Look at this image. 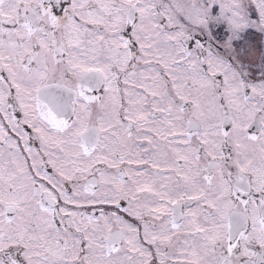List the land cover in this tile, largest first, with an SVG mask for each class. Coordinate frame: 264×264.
I'll return each mask as SVG.
<instances>
[{
    "label": "flooded vegetation",
    "instance_id": "obj_1",
    "mask_svg": "<svg viewBox=\"0 0 264 264\" xmlns=\"http://www.w3.org/2000/svg\"><path fill=\"white\" fill-rule=\"evenodd\" d=\"M138 13L0 0V195L43 238L6 264H264V104L187 101L195 65L156 55Z\"/></svg>",
    "mask_w": 264,
    "mask_h": 264
},
{
    "label": "rangeland",
    "instance_id": "obj_2",
    "mask_svg": "<svg viewBox=\"0 0 264 264\" xmlns=\"http://www.w3.org/2000/svg\"><path fill=\"white\" fill-rule=\"evenodd\" d=\"M133 1L139 12L136 32L154 36L156 55L161 51L177 57L185 54L187 63L195 65L188 72L187 101L194 94L210 111H222L223 104L234 112L245 107L262 109L264 0H152L156 7L151 0ZM141 38L140 44L146 47L148 40ZM244 87L250 92L245 93ZM192 103L191 111H203L198 102ZM9 198L0 195V264H6L1 254L10 246H23L37 254L43 242L39 228L30 225L34 218L27 204L17 203V212L6 214ZM36 254L28 258L35 262ZM53 264L67 263L57 260Z\"/></svg>",
    "mask_w": 264,
    "mask_h": 264
}]
</instances>
